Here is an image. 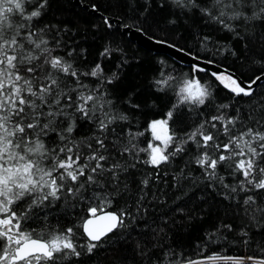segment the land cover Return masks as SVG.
<instances>
[{"label": "snow or ice", "instance_id": "1", "mask_svg": "<svg viewBox=\"0 0 264 264\" xmlns=\"http://www.w3.org/2000/svg\"><path fill=\"white\" fill-rule=\"evenodd\" d=\"M0 264H264V0H0Z\"/></svg>", "mask_w": 264, "mask_h": 264}, {"label": "trees", "instance_id": "2", "mask_svg": "<svg viewBox=\"0 0 264 264\" xmlns=\"http://www.w3.org/2000/svg\"><path fill=\"white\" fill-rule=\"evenodd\" d=\"M124 43L127 45L129 50L133 54L144 58V63L140 66V75L143 76L144 79H138L135 76V73H132L131 70H130V75H129V80H136V82L139 83L141 86H145L147 76H148L149 72L152 71V69L154 68V64H153L154 60H164L168 64H172L173 62H175L165 55L153 54V53L141 48L136 43L132 42L128 36L124 37ZM176 64L178 65V69H177L178 71L180 70L181 67L183 68L184 71L188 70V67L182 66L178 63H176ZM127 86H130L128 84V82H126L124 85H122V87H127ZM164 110H165V104L162 102L159 110L156 113H150L149 118H162ZM198 227L199 226H197V228H194L192 230L191 234L185 238V242H192V238L196 235ZM205 254L207 255L208 253H205Z\"/></svg>", "mask_w": 264, "mask_h": 264}, {"label": "water", "instance_id": "3", "mask_svg": "<svg viewBox=\"0 0 264 264\" xmlns=\"http://www.w3.org/2000/svg\"><path fill=\"white\" fill-rule=\"evenodd\" d=\"M129 39L136 43L138 46H140L141 48L153 53V54H159V55H165L167 57H169L170 59H172L173 61H175L176 63L180 64L178 59H175L176 55L173 50L161 46V45H157L151 41H149L146 37L141 36L135 32L131 33L130 35H128ZM185 67H188L187 63H185L184 65Z\"/></svg>", "mask_w": 264, "mask_h": 264}]
</instances>
